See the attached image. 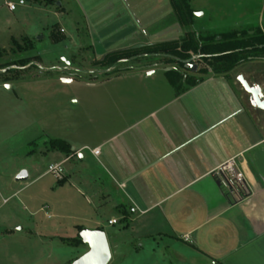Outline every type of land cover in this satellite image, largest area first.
Segmentation results:
<instances>
[{"label": "crops", "instance_id": "0c3cea01", "mask_svg": "<svg viewBox=\"0 0 264 264\" xmlns=\"http://www.w3.org/2000/svg\"><path fill=\"white\" fill-rule=\"evenodd\" d=\"M172 15L169 4L155 6L142 18L135 15L145 33L139 43H163L151 41L154 33L149 31ZM153 66L134 68L129 75L139 79L153 71L154 80L161 73L165 82L159 86L149 79L150 85L106 88L115 101L112 107L107 96L99 98L97 136L83 142L53 138L69 144L72 153L48 149L40 154L51 157L50 164L62 163L64 182L86 192V203L96 213L88 230L104 232L102 213L109 215V227L120 224L110 237L106 234L114 250L125 233L136 238L144 220L148 227L136 243L142 248L141 239H149L162 245L170 264H264L263 114L235 80L209 75L198 85L186 86L185 76L173 86L167 71ZM89 149L100 153L95 156ZM231 159L245 174L251 192L246 198H235L218 172ZM133 207L140 212L131 213ZM112 220L118 223L110 225Z\"/></svg>", "mask_w": 264, "mask_h": 264}, {"label": "rangeland", "instance_id": "374dc122", "mask_svg": "<svg viewBox=\"0 0 264 264\" xmlns=\"http://www.w3.org/2000/svg\"><path fill=\"white\" fill-rule=\"evenodd\" d=\"M6 1L0 0V49L4 50L0 67L23 58L31 63L12 66L6 75H0V264H74L89 250L84 242L74 245L78 227L93 228L90 221L96 213L87 205L86 192L80 186L60 184L54 176L44 175L51 162V157L40 154L49 151L44 142L53 138L83 142L97 136L99 98L107 96L112 107L115 101L106 88L150 85L153 71L139 79L129 75L141 62L123 59L107 69L99 64L104 57L101 53L103 48L110 53L119 47L127 50L142 45L139 42L145 33L135 15L142 18L157 5L167 8L171 4L169 0L167 4L159 0H56L46 5L25 0V6L11 12ZM190 1L201 27L213 33L227 30L234 6L243 7L254 20L264 9V0ZM157 11L151 13L153 18ZM150 33H154L153 42H173L181 39L185 30L173 12ZM13 40L23 48L32 47L22 52ZM194 60L197 71L205 67L199 58ZM69 64L72 70L68 71ZM162 69L176 73L173 80L185 76L191 82L201 79L189 68L172 65ZM162 80L158 73L153 85L163 84ZM123 97L129 102L131 95ZM21 169L30 176L24 182L17 181ZM102 214L101 229L110 237L120 224L109 227V215ZM138 225L137 237L125 233L118 249L114 250L109 238L113 253L109 264H170L162 245L141 239L139 248L136 241L148 224L143 220Z\"/></svg>", "mask_w": 264, "mask_h": 264}, {"label": "trees", "instance_id": "16d2710c", "mask_svg": "<svg viewBox=\"0 0 264 264\" xmlns=\"http://www.w3.org/2000/svg\"><path fill=\"white\" fill-rule=\"evenodd\" d=\"M31 1L35 3L53 5L56 0ZM169 1L177 22L185 30V34L181 39L173 42L147 44L141 49L132 48L111 52L105 55L99 64L106 66L108 69L123 59H133L136 62H141V66L138 68L149 67L152 65H157L163 68L177 65L184 68V62H188L193 58H199V61L202 62L205 67L199 69L195 75H200L201 79L195 81L192 80L191 82V79L188 80L187 77L186 85H198L209 75L224 76L229 79V73L245 61L241 52H230L241 50L244 47L254 46L255 44L251 41L249 44H245L242 41H233L231 40V35L227 32V30L213 33L202 28L199 22L200 20L195 16L197 11L192 8L190 0ZM219 36H221V40H217ZM55 37L56 36H53V38ZM60 41L61 40H58L56 42ZM262 41L260 43H262ZM13 43L22 52L26 51L28 48H23L16 40H13ZM25 45L27 46V43ZM3 55L4 50L0 49V59L3 58ZM194 61L195 60L191 63H194ZM30 63L31 61L27 58L16 60L11 64L6 65L4 68L0 67V70L4 71L3 73H0V75H6L9 72L8 69L12 66L26 67ZM174 75H176V73L170 70L166 72V76L173 86H176L178 83L182 84L184 77H180L179 80H173L172 77ZM5 83L7 82L5 81ZM32 145L37 144L33 143ZM47 146L51 151H58L66 155H70L72 153L71 146L60 139L49 140ZM63 183L64 181H60V184ZM83 231H85L84 228H79L78 238L75 240L74 244L76 247L83 244V241L80 238V233Z\"/></svg>", "mask_w": 264, "mask_h": 264}, {"label": "flooded vegetation", "instance_id": "af4514ba", "mask_svg": "<svg viewBox=\"0 0 264 264\" xmlns=\"http://www.w3.org/2000/svg\"><path fill=\"white\" fill-rule=\"evenodd\" d=\"M230 13L228 16L232 21L229 22L227 32L231 35V40L242 41L245 44H249L251 41L255 45L230 52H241L245 61L229 73V80H235L237 82V78L243 76L249 86L259 89L261 95L264 97V9L258 14L259 18L257 20L247 15V11L243 7L237 9L234 6ZM261 41L262 43H260ZM257 67V70H252V68ZM184 69H188L186 64ZM188 70L192 72L191 67ZM244 92L249 96L251 105L253 106L251 96L245 90ZM258 111L264 117V112L261 110Z\"/></svg>", "mask_w": 264, "mask_h": 264}, {"label": "water", "instance_id": "95a60500", "mask_svg": "<svg viewBox=\"0 0 264 264\" xmlns=\"http://www.w3.org/2000/svg\"><path fill=\"white\" fill-rule=\"evenodd\" d=\"M221 39V38H220ZM144 45H140L135 49H141ZM184 62L186 67H191L192 72H197V65H193L191 62L194 60ZM4 71L0 70V73ZM237 83L251 96V101L253 107L257 110L264 112V97L261 95L259 89L250 87L245 81L243 76L237 78ZM29 178L26 171H22L18 177L17 181L24 182ZM83 242L88 246L89 250L81 258H79L74 264H109L112 260V253L108 241V237L103 231H90L85 230L81 233Z\"/></svg>", "mask_w": 264, "mask_h": 264}, {"label": "built area", "instance_id": "2783aa9c", "mask_svg": "<svg viewBox=\"0 0 264 264\" xmlns=\"http://www.w3.org/2000/svg\"><path fill=\"white\" fill-rule=\"evenodd\" d=\"M25 0H19L18 3L13 2L12 0L6 1V6L9 11L15 12L18 7L25 6ZM90 150V149H89ZM91 153L95 156H98L100 151L98 149L90 150ZM218 172L223 174L226 179L227 187L230 193L235 196L237 199H243L250 195V188L247 184L246 177L244 172L238 167L236 159H231L224 164H222ZM47 174L54 176L59 182L65 180V170L62 163H53L48 166ZM131 213H139L137 207L131 208ZM117 220H112L109 222L110 225L117 224ZM184 240L189 242V238L185 237Z\"/></svg>", "mask_w": 264, "mask_h": 264}]
</instances>
